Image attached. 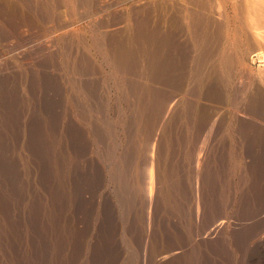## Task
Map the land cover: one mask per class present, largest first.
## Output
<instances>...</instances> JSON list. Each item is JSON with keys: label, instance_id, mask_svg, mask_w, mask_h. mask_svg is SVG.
I'll use <instances>...</instances> for the list:
<instances>
[{"label": "rangeland", "instance_id": "obj_1", "mask_svg": "<svg viewBox=\"0 0 264 264\" xmlns=\"http://www.w3.org/2000/svg\"><path fill=\"white\" fill-rule=\"evenodd\" d=\"M186 1L190 6L189 0ZM239 1L209 0L208 13L219 20L223 11L226 18L221 17L220 21L224 19L225 22L227 49L230 48L234 57L237 53L236 58L242 60L244 73L241 77L250 75L259 85L258 78L264 73V38L261 39L259 34L258 38L255 31H258L256 27L261 28L262 16H259H264V2L262 5L260 0L257 4L253 3L255 0H246V5L251 1L257 5L251 12L252 3L247 7L245 0H241L252 17L262 11L255 16L254 22L247 9L240 8L245 17L238 9L242 6ZM91 2L82 5L78 0H56L51 20L41 19L26 6L23 8L24 5L10 16L0 13V18L8 22L11 33L0 34V77L13 81L11 85L16 87L23 103L17 120L20 132L15 127V132L0 131V156L4 161L0 172L5 175V169H8L20 182L17 188L10 184L16 194L5 198L6 214L0 208V264H12L15 253L18 255L26 245L29 247V243L23 242L20 233L17 235L13 229L14 224L18 225L17 220L22 219L19 225L24 231L27 213L21 201L31 197L48 199L51 187L55 186L63 200L58 212V233L62 232L58 234L62 240L56 259L57 263L62 262L58 264H92L94 250L104 246L106 253L99 264H264V220L254 227L253 233L254 228L247 230L251 235L246 237L242 248L236 244L233 230L242 197L252 190V183L257 180L259 160L262 169L258 184L264 186V139L256 142L217 135L198 142L182 139L174 125H170L165 133L157 124L154 128L153 123L158 120L156 109L152 111V99L144 98V101L140 91L126 96L123 93L126 90L122 92L116 86L118 79L125 78L126 83L135 80L142 85L148 78L132 74L130 78L120 74L113 77L105 55L94 46V39L104 37L107 45L108 39L115 34L134 35L139 21L144 19L147 25H159L162 0ZM173 3L183 5L181 1H169L170 7ZM217 7H222L221 13L216 11ZM256 7L257 13L253 14ZM8 17H11V23ZM250 22L258 26H252ZM245 23L251 29L246 28ZM259 31L261 35L264 33ZM255 40L263 44L252 43ZM255 47L258 51L255 49L254 52ZM82 64L89 67L81 70ZM33 75L53 79V87L47 90L43 86L32 88ZM146 82L152 85L151 88L153 85V89L158 88L157 83ZM47 99L52 103L51 115L55 118L54 123H48L47 129H43V138L50 143L47 166L53 179L49 180V185L40 184L41 157V163H38L37 154L25 144L29 132L23 131L29 121H41L45 119L44 115L50 114L45 108ZM153 106L157 108L155 100ZM145 111H148L146 115ZM261 114L264 118V106ZM255 121L264 126V121L259 122L260 117H255ZM194 145L200 148L198 155H195ZM56 159H64L66 163L62 164L61 171ZM198 159L202 161L200 170L196 163ZM170 166L178 168L182 189L186 187L185 195L177 197L174 194L171 200L155 186L153 173V167L155 172L162 173L164 167ZM211 170L214 174L218 171L228 197L218 207L214 225L208 228L203 224L207 203L199 200L197 184L205 194L200 179L208 176ZM120 173L124 174L122 180Z\"/></svg>", "mask_w": 264, "mask_h": 264}, {"label": "bare ground", "instance_id": "obj_2", "mask_svg": "<svg viewBox=\"0 0 264 264\" xmlns=\"http://www.w3.org/2000/svg\"><path fill=\"white\" fill-rule=\"evenodd\" d=\"M12 1L14 2L13 4H11L10 0H0L1 14L10 16L14 11L20 10V6L24 5L23 8H25L26 6L27 9L31 10V13L33 12V14L39 15L41 19L45 20L46 18H49V20H51L50 17L53 15L52 10L56 0ZM78 1L82 2V5L89 4L91 2V0ZM169 1H181L183 5L181 6L177 3L178 5H180L179 7L176 3H173L172 7H174L172 8L170 7L171 3L169 4ZM255 1H251V3L253 2L257 4L258 0ZM260 1L261 2L259 3H262L263 5L264 0ZM244 2L246 5L248 1L246 2L245 0ZM189 3H191L190 6L192 5L191 8L187 5L186 0H162V6L160 5L162 7L160 14L161 17L160 19H158L160 20L159 25L157 24V26H155L156 24H154V27L147 25L144 19V21H139L140 25L138 26V29L136 33H134V35L125 34L126 36H120L119 34V36H116L115 34L114 36H111V34L108 42H106L107 45L104 43V37H97L94 39V46L105 55L103 57L106 58L113 77L120 74L121 76L124 75L126 78H130L132 74L133 76L136 75L140 78H148L146 81H151L152 83L158 84V88L153 89L154 85L151 88L152 85L146 81L144 83L142 82V85L135 80L127 81L128 83H126L125 78H122L120 80L118 79L116 81V86L119 90H121L122 92L123 90H126L125 92H123L124 94H126V96L130 95L131 93L140 91L141 97L144 101L145 99L149 101H151L152 99V111L156 109L155 116L158 120L156 123H153V126L157 124L158 128L160 127L159 130L162 129V132L165 133L167 129L169 130L170 125H174L176 126L175 130L179 132L180 137L185 140L190 139L200 142L202 140L209 139L210 137L219 135V137H240L242 139H251L256 142H261V139H264V126L255 123V117L261 118V121L259 122L264 121V118L262 117L263 115L261 114L262 108L264 106V73L263 75L261 74V77L259 76L260 78H258L259 85L254 81V79H252V77H250V75H246V78L244 79L241 77V75H243L244 73L241 70L243 68L241 67L242 60H240L239 57L236 58L237 53H235L234 57V55L229 52L230 48L227 49L226 41H224V34L225 32H227V30H225L226 26L224 25L225 22H223L224 19L220 21V18L223 17V11L222 13L220 12V9L222 7L220 9H218L219 7H217V9L215 8L216 11L219 10L217 12L221 13V16H219V20H216L215 17H212L214 16L213 14L211 15L208 13V7H210L208 6L209 0H189L188 4ZM221 3L223 2L221 1ZM251 3L248 4L250 5ZM253 3L251 4V8L249 7V9H251V12L252 8L257 6ZM226 4L227 3H225V5ZM241 5L242 6H238L239 10L241 7L244 9L243 2ZM249 5L246 6L248 7ZM256 8H254L255 11L258 10V8ZM260 9L262 10L261 7ZM244 10L242 11L244 12ZM250 11L248 13H250ZM149 13L150 12H148V15ZM255 13H257V11L253 14ZM258 13L260 15L262 11ZM242 14L245 17L244 13ZM257 14L252 17L250 13L252 21L256 19L255 16L257 17ZM248 15L249 14H247L246 16L249 17ZM243 16L241 17L242 19ZM11 17H8L9 22L11 21ZM259 17H261L260 20L262 22L258 18L257 20L258 22L260 21L259 24L262 23L261 28L256 27L258 31L255 32H257L256 36L258 37L259 34V37H261L262 39L264 38V33L262 32L263 34L261 35V32L259 30L264 31V28L262 27V25L264 24V19L262 20V18L264 16L260 15ZM223 18L226 17L224 16ZM151 22L152 24L154 23L152 20ZM254 22H250L251 25L255 24V26H258ZM11 25L13 26V24ZM135 27H137V25ZM247 27L248 24H246V28ZM242 29L243 28H241V30ZM9 31L10 30L8 27V22L0 18V34H3L4 32L8 34ZM251 31L252 30H250L249 32ZM6 33H4V35ZM7 34L5 36H7ZM10 34L11 33L9 32V35ZM256 42L257 41L255 40V42L252 43L256 44ZM260 42L261 44H263L262 41ZM70 43H72V41ZM259 43L257 42V44ZM246 45L247 44H245V46ZM250 45L253 46V44ZM240 46L241 45H239V48L242 47ZM257 46L258 45H256V47ZM256 47L254 48V52L258 49ZM236 48L238 47H235V49ZM257 53L259 54V52ZM82 66H80L82 67L81 70L84 68L87 69V67H89L86 64H82ZM12 82L13 81L8 77H0V131L15 132L18 130L20 132V129H18L19 127L17 125V120L22 113L23 103L22 100L18 98L16 87L11 85ZM30 84L32 85V88L43 86L47 90L48 88L53 87L54 81L49 77H38L37 75H33L32 79L30 80ZM154 100L156 101L157 108L153 106ZM51 107L52 103L47 99L45 108L50 111V114L44 115L45 119H41V121L38 119L29 121L28 126L25 129L23 128L24 132H26V130H28L29 132L27 133L28 139L26 140L25 144L28 146L31 152H35L37 154L36 155L34 153L37 156V162H42L40 184L47 185L50 184L49 180L53 179V174L49 171V168L47 166V156L50 154V143L48 142L47 144L46 142L48 140L45 141V139L43 138V129H47L48 123H54L55 118L53 117V115H51ZM145 112L146 113L144 115H146L148 111ZM142 117L145 118V116L143 115ZM154 117L147 118L152 119ZM13 127H15L17 130H14ZM74 137L77 138V136ZM45 144H47L49 147H47ZM193 149L196 151L195 155H198L197 152L198 150H200V148L197 149V146L195 147L194 145ZM1 152L2 148L0 147V154ZM40 157L41 162H39ZM3 162L0 156V170H2L1 165L3 164ZM163 162L164 161H162L161 163ZM201 162L202 161L200 159H198L196 162L198 163V169L201 167ZM260 162L261 161L259 160L256 168V170L258 169L255 174V179L257 180L252 183V190L242 197L243 200H241L242 202L238 210V216L234 220L233 224L235 242L241 248L244 246L243 242L245 241L246 237L250 238L251 234L248 235L247 230H251L257 224L259 225L261 221L263 223L264 220V186L258 184V176L260 174L259 172L262 169V164H260ZM62 164H66L64 162V159L57 160L58 169L60 171L62 169ZM156 164L158 165L157 162ZM205 168L208 170L207 167ZM153 169V173H155L154 181L157 184L155 186L160 188L161 192L165 194V196L169 200L173 198L172 195L174 194L177 197H180V194L185 195L186 187L182 189L183 187L179 180L178 168H174L172 166H170L169 168L164 167L162 173H160L159 170H156L155 172L154 167ZM212 171L213 170L208 173V176L206 175L207 173H204L206 177L203 176L204 178L202 180L200 179V183L202 184V188H204L205 194H203L202 189L197 184L199 200H204L207 203V206L205 207V217L203 218V224L208 228L214 225V218L216 216L217 209L219 206H222V201H225V199L228 197L223 186L224 184H222L223 182L221 183L222 178H219V175L217 174L218 171L215 174ZM196 174L199 175L200 173L196 172ZM0 175V208L6 214V208L4 206L5 198L8 197L9 199L14 194H16L15 190L10 189V184L13 186V188H17L16 185H19L20 182L12 177L8 169H5V175L4 172H2V174L0 172ZM123 176L124 174L120 173L119 179H121ZM225 182H228L227 179ZM76 185L77 184H75V186ZM159 185L163 188V190ZM51 188L53 189H50L48 199L31 197V199H23L21 201L22 207L27 213L24 223L25 232L20 228L19 225L21 224L22 219L17 220L18 225L14 224L15 228L13 229L17 233V235L18 232L20 233V239L23 242L26 240V242L29 243V247L26 245L25 249H23L22 252L19 251L18 255L16 252L12 260V264H58L62 262L60 261L57 263L56 260L58 257L60 245L62 243V240L58 235L61 232L60 231L58 233L60 226L58 221V212L63 204L62 193L59 192L58 186ZM9 223L10 225H13V223ZM254 230L255 228L251 232L253 233ZM104 247L94 250L92 264H99L100 261L104 258V255L106 253L104 252ZM189 261L191 262V260Z\"/></svg>", "mask_w": 264, "mask_h": 264}]
</instances>
